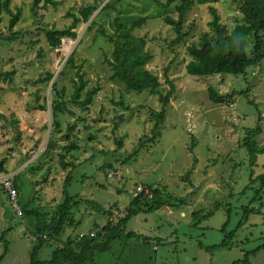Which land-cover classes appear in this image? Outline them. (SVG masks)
<instances>
[{"label": "rangeland", "instance_id": "obj_1", "mask_svg": "<svg viewBox=\"0 0 264 264\" xmlns=\"http://www.w3.org/2000/svg\"><path fill=\"white\" fill-rule=\"evenodd\" d=\"M55 1V6L41 1L34 14L32 0H10L13 12L20 9L19 19L12 28L18 34L13 40L0 41V69L5 73L0 79V160L5 161L11 174H16L19 199L23 200L20 205L28 202L31 208L51 211L60 201L62 183L70 167L62 169L57 156L66 144L63 138L66 122L76 119V127L69 136L78 149L66 154L75 164L68 186L71 195L95 199L105 207L116 201L118 206L112 207L115 214L128 204L137 184L161 186L173 196L185 198L183 205L140 212L127 222V231L161 238L160 242L150 240L141 248L133 236L132 244L123 253L131 261L129 264L241 261L246 251L264 241V188L250 205L261 212H248L247 219L243 218V209L248 207L257 189L256 183L245 188L249 185L250 168L253 176L264 171V153H259L254 165L249 167L247 153L239 146L245 130L256 125L261 129L256 142L264 143V68H249L243 76L197 77L185 72L189 60L186 43L207 30L211 18L205 4L191 8L183 24L184 29L192 25L189 35L174 44L176 34L162 17H175V5L180 0H172L166 7L161 4L167 0ZM87 5L97 6L90 16L96 23L87 28L89 22L80 21L73 29L77 33L74 39L63 37L59 47L50 49L43 28L67 26L71 22L67 13H78L81 6ZM213 5L228 27L240 17L232 0H218ZM140 16L147 19L133 34L147 40L146 49L151 58L146 66L159 77L163 91L170 87L163 76L168 69L174 90L160 135L141 147L133 160L123 162L139 137L149 135V109H159L160 104L157 95L146 90L127 93L119 83L110 80L111 69L106 58L110 57L112 44L99 31V26L112 34L115 19L129 27ZM9 17V13L0 17V32L6 35ZM64 41L71 43L68 53L62 50ZM73 51L76 62L83 64L86 87H100L92 103L85 107L70 100L74 69L65 63ZM47 72L53 74L50 80H45ZM55 79L57 86L64 88L62 99L70 112L58 113L62 125L60 131L52 132L55 149L43 154L51 130L54 95L51 85ZM208 86L233 96L225 103H213L208 99ZM116 115L122 118L114 126L112 120ZM103 163L112 167L103 171ZM112 168L117 169L116 174L107 177ZM216 202L220 203L219 208L193 224L194 209L207 211ZM95 214L89 208H82L78 215L82 222L74 234L93 227L94 220L103 222L104 217ZM241 219L242 225L237 227ZM231 230L234 233L229 238L226 234ZM223 239H227L224 246ZM56 244L44 246L40 259H48ZM31 247L29 232L0 187V264H27ZM119 257V253L114 256L108 251L96 255V260L116 264ZM247 261L237 264H264V248L248 254Z\"/></svg>", "mask_w": 264, "mask_h": 264}, {"label": "trees", "instance_id": "obj_2", "mask_svg": "<svg viewBox=\"0 0 264 264\" xmlns=\"http://www.w3.org/2000/svg\"><path fill=\"white\" fill-rule=\"evenodd\" d=\"M41 1L51 3L53 6L57 4L55 0H32L31 8L34 14H36V9L40 6ZM171 1L167 0L166 3L161 5L166 7ZM216 1L218 0H180L175 5V17L169 15L162 17L164 22L170 25L176 34L172 42L174 44L180 43L189 35L188 30L192 26L187 25L186 30L183 27L188 12L194 5H208L211 18L207 23V30L199 32L195 40L186 43L189 60L185 64V72L197 77L224 76L227 74L243 76L246 75V71L249 68L252 70L256 67L264 68V0H232L240 13V17L231 27H228L221 21L220 15L213 5ZM107 4L103 5V8L107 7ZM96 7L95 5L81 6L78 13H67L71 17V22L65 27L45 26L43 30L50 49L53 50L59 47L63 37L74 39L77 33L73 29L76 28L80 21H88L87 28L93 26L96 22L90 19V16ZM3 13L10 14L7 25L9 34L6 35L0 32V41L13 40L16 38L18 32L12 28L19 19L20 9L17 8L13 12L10 8V0H0V17ZM146 19L144 16L137 17L131 22L129 27H124L115 19L112 34L106 33L104 28L101 25L99 26V31L112 44L110 57L106 58L111 69L110 80L119 83L127 93H139L146 90L150 94L157 95V100L160 104L159 109H149V120L151 122L149 135L142 134L139 137L136 146L123 159V162H127L130 159L133 160L138 156L141 147L146 146V143L153 142L160 135L161 125L167 114L169 99L174 90L173 79L169 77L168 69H165L163 76L170 87L163 91L159 77L146 66L151 58V54L146 49L147 40L133 34V30L140 28ZM65 64V66L74 69L73 77L70 78L72 82L71 102L82 107L88 106L92 103L93 96L98 92L100 87L98 85L86 87L88 81L84 78L83 64L82 62H76L74 51L69 55ZM61 73H64V69ZM3 76H5V73L0 69V79ZM52 76V73L47 72L45 80H50ZM51 89L54 94L51 99L52 122L49 140L42 152L43 154L51 149H55L56 139L52 137V132L55 129L60 131L62 125L60 119L57 117L58 113L70 112L62 99L64 88L57 86L56 79L52 82ZM83 91L84 95L81 97V92ZM207 95L211 102L220 104L231 100L233 93L222 94L215 87L208 86ZM121 118L122 115L113 117L114 126H117L116 120ZM76 124V119L66 122L63 134L66 144L62 146L63 151L58 153L57 163L62 169H66L67 166L70 169L67 170L62 183L61 199L52 207L51 211L40 207L31 208L28 202L20 205V202H23V200L19 199V189L15 181L16 174H11L5 167V161L3 159L0 160V175H11L17 189V205L19 206L20 213L14 209L15 214L21 218L25 231L29 232L30 235L32 247L30 260L27 264H102L96 260V255L108 251L112 252L114 256L116 253L120 254V261L117 260L116 264H129L131 261L127 260L123 253L126 251L128 245L132 244L130 240L132 241L133 236L138 239L141 248L148 245L150 240L160 242L161 238L152 239L146 235L143 236L135 234L133 231H127V222L140 212H153L161 206L172 207L183 205L185 198L183 196H173L161 186L152 184L144 186L140 184L143 187L142 190L135 191L131 195L128 204L115 214L112 207L118 206V202L116 201L112 206L108 205V207H105L102 202L95 199L71 195L68 192V186L72 180L71 173L72 169L75 168V164L66 158V154L70 153L69 151L71 150L78 149L76 143L71 141L69 136V133L75 129ZM260 131L259 125L246 129L239 143V146L244 148L247 153L249 167L254 165L256 156L259 153H264V143L258 144L256 142V137ZM111 167L110 163H103L101 169L104 171L106 168ZM262 168L264 169V161ZM112 170V175L116 174L117 169L112 168ZM106 174L109 177L108 173ZM254 183H256L257 189L255 190V196L251 197L248 207L246 206L243 209L244 219H247L248 212H261L259 208L256 209L255 207H250V205L256 199L259 191L264 188V171L253 176V170L250 168L249 185H246L245 188L250 187ZM0 187L10 201L7 191L1 184ZM146 190L150 192V197L147 195ZM28 201L30 202L31 199ZM219 207L220 203L216 202L207 211L194 209L191 213V218L194 221L193 224H195V221H201L203 218L209 217ZM82 208H89L96 213L95 215H102L104 219L100 223L94 220L93 227H87L84 231L74 234L82 222L78 216ZM242 220L238 222L237 227L242 225ZM233 233L234 230H231L226 235L230 238ZM62 236L64 238L61 239ZM226 240L223 239L221 245L224 246ZM52 242L57 244L52 249L49 258L46 260L40 259V251L44 246ZM198 243L199 245L201 244L200 241ZM206 247L209 248L208 246ZM263 248L264 241L254 249L246 251V257L241 261H234L230 264H237L239 262L248 263V254H254ZM126 260L127 262L124 263Z\"/></svg>", "mask_w": 264, "mask_h": 264}, {"label": "built area", "instance_id": "obj_3", "mask_svg": "<svg viewBox=\"0 0 264 264\" xmlns=\"http://www.w3.org/2000/svg\"><path fill=\"white\" fill-rule=\"evenodd\" d=\"M111 174H113V172L111 171L110 173H108V176H110ZM0 184L3 186V188L7 191L8 193V198L11 201V205L12 207L18 212L20 213V209L19 206L17 205V189L16 186L14 184V181L12 180V176L11 175H0ZM142 186L139 184L136 186V192L137 191H141L142 190ZM147 195L150 197L151 194L149 191L146 190Z\"/></svg>", "mask_w": 264, "mask_h": 264}, {"label": "bare ground", "instance_id": "obj_4", "mask_svg": "<svg viewBox=\"0 0 264 264\" xmlns=\"http://www.w3.org/2000/svg\"><path fill=\"white\" fill-rule=\"evenodd\" d=\"M62 50H64L65 53H68L71 50V43L64 41L62 44Z\"/></svg>", "mask_w": 264, "mask_h": 264}]
</instances>
